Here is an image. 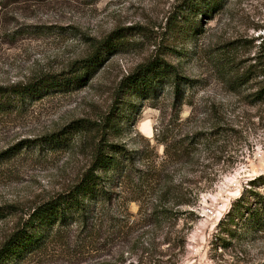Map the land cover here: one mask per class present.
Wrapping results in <instances>:
<instances>
[{
    "label": "rangeland",
    "instance_id": "obj_1",
    "mask_svg": "<svg viewBox=\"0 0 264 264\" xmlns=\"http://www.w3.org/2000/svg\"><path fill=\"white\" fill-rule=\"evenodd\" d=\"M184 4L0 0V88L69 71L115 30L129 36L85 87L0 111V247L36 206L68 191L88 169L98 124L116 106L120 128L109 142L142 151L136 168L164 169L174 178L168 186L198 191L190 207V194L165 201L156 187L138 195L131 177L112 201L92 206L85 225L63 228L18 264H264V228L238 220L231 231L219 227L247 190L264 194V185H251L264 176V0H227L197 17L196 30ZM155 56L190 81L180 96L170 83L150 97L121 95L123 79ZM81 120L88 129L68 146L37 145ZM198 132L210 139L190 161L185 147Z\"/></svg>",
    "mask_w": 264,
    "mask_h": 264
},
{
    "label": "trees",
    "instance_id": "obj_2",
    "mask_svg": "<svg viewBox=\"0 0 264 264\" xmlns=\"http://www.w3.org/2000/svg\"><path fill=\"white\" fill-rule=\"evenodd\" d=\"M184 1L183 11L191 12L193 16L191 25L196 30L198 29L195 22L197 17L202 14L205 16L214 14L223 7L227 0ZM188 16L185 19L190 22V14ZM127 37L129 36L124 34V30H115L105 38L96 40L92 44L91 53L87 57L75 61L69 71L47 74L25 85L0 88V111L7 110L14 102H24L26 99L38 100L55 91L69 92L85 87L110 57L124 50L128 44ZM189 82L188 78L183 77L175 66L165 59L155 56L139 65L133 73L125 77L120 84L119 92L122 95L132 91L138 97H150L152 94H156L163 84L170 83L174 87L176 95L180 96L182 87L188 85ZM259 95L261 94L259 93ZM116 110L117 106L102 117L98 124L100 136L95 144L88 169L68 191L36 206L28 214L24 223L2 243L0 264H18L28 254L43 248L51 237L58 235L63 228L77 223L85 225L92 213V206L112 201L116 189L131 177L136 179V184L133 183L132 188L138 195L144 192V188L153 191L158 187L160 193H163L162 198L165 201L170 199L169 197L181 198L183 195L190 194V202L185 204L190 207L196 205L198 191L190 189L189 192L183 188L182 183L168 186L173 184L174 178L164 173V169H158L157 166H148L146 170L136 168L142 151L109 142L110 133H116L120 128L116 119L120 118L122 114ZM87 129L88 125L84 121H77L58 133L41 138L37 145L68 146L74 134L85 132ZM209 139L210 135L205 132H198L188 138L189 143L185 147V152L188 154L187 157L190 156V161H192V154L197 148L205 145ZM163 142L165 143V141ZM164 143V153L169 155L170 147ZM26 145V147H30L29 141ZM177 152L175 150L174 153ZM257 183L264 185V176L253 180L251 185L254 186ZM247 191L250 194L247 197L242 195L220 222L219 227L224 226L225 231H231L228 226L237 220L251 230L264 228V194L252 189ZM251 198L254 200L246 206L245 202L252 200ZM0 211L3 210L0 209ZM190 214L194 215L193 210ZM2 215L0 213L1 217Z\"/></svg>",
    "mask_w": 264,
    "mask_h": 264
}]
</instances>
